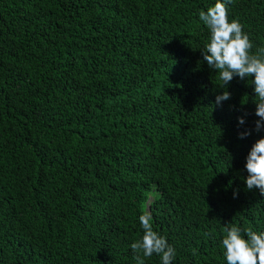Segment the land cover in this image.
<instances>
[{"label":"trees","instance_id":"trees-1","mask_svg":"<svg viewBox=\"0 0 264 264\" xmlns=\"http://www.w3.org/2000/svg\"><path fill=\"white\" fill-rule=\"evenodd\" d=\"M215 3L0 0V264H137L144 213L173 264H226L229 224L264 233L254 86L202 61ZM227 7L261 54L264 0Z\"/></svg>","mask_w":264,"mask_h":264},{"label":"clouds","instance_id":"clouds-1","mask_svg":"<svg viewBox=\"0 0 264 264\" xmlns=\"http://www.w3.org/2000/svg\"><path fill=\"white\" fill-rule=\"evenodd\" d=\"M231 0H227L230 3ZM227 3L216 0V3L201 10L200 20L206 25L210 33L209 42L202 52V61L209 68L218 73L219 79L225 86L239 77L248 78L254 86L257 102L255 115L259 119L255 122V131L264 129V49L261 54H250L253 44L249 36L243 31L238 20H230ZM231 99V93L223 91L216 96V105ZM247 115V114H245ZM239 125H244V117L238 118ZM252 130L239 134L240 139L251 136ZM245 170L248 173L244 180L247 190H259L264 195V138L257 140L246 157ZM238 192L234 194V198ZM150 213L140 215L139 222L143 229L142 237L130 245L137 264H145V258L154 254L160 257L161 264H173L176 256L175 249L167 239L153 230ZM226 235L221 241L226 264H264V233H257L252 229H245L242 233L237 226L229 224L225 227Z\"/></svg>","mask_w":264,"mask_h":264}]
</instances>
